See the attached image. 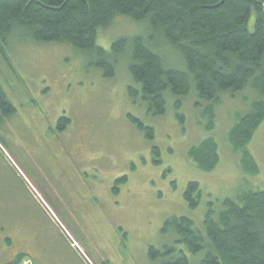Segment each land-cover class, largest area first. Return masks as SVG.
<instances>
[{"label":"rangeland","instance_id":"1","mask_svg":"<svg viewBox=\"0 0 264 264\" xmlns=\"http://www.w3.org/2000/svg\"><path fill=\"white\" fill-rule=\"evenodd\" d=\"M147 30L144 21L119 16L99 31L97 44L110 50L114 40ZM163 54L167 64L181 63L172 50ZM7 56L0 53V84L17 112L0 127V264L15 260L9 262L7 236L30 241L34 254L17 264H160L151 246L182 248L166 227L169 219L186 216L201 225L211 207L219 210L246 185L264 189V120L246 146L257 173L244 169L242 151L228 141L252 90L222 95L213 118L194 96L176 109L171 95L166 113L154 116L129 93L128 59L106 78L89 54L69 44L14 39ZM63 116L70 123L59 130ZM132 117L151 125L154 139ZM207 138L217 141L220 154L210 170L190 156ZM123 176L128 180L117 183ZM192 181L202 190L196 208L184 198ZM188 255L191 264L202 257Z\"/></svg>","mask_w":264,"mask_h":264},{"label":"trees","instance_id":"2","mask_svg":"<svg viewBox=\"0 0 264 264\" xmlns=\"http://www.w3.org/2000/svg\"><path fill=\"white\" fill-rule=\"evenodd\" d=\"M119 16L144 21L147 33L118 38L107 50L97 44L98 33ZM14 39L69 44L89 54L106 78L115 77L120 60L128 59L129 93L154 116L166 113L171 95L176 109L182 98L194 96L196 106L213 118L222 95L252 90L255 97L237 115L228 141L242 151L244 169L259 171L246 146L264 120V0H0L5 59ZM163 48L181 63L167 64ZM16 112L0 84V127ZM131 120L154 139L153 127ZM69 122L61 117L59 130ZM190 156L201 169H212L220 159L217 141L204 139L190 148ZM127 180L123 176L116 182ZM201 197L200 183L189 182L184 193L189 206L196 208ZM168 225L182 248L151 246L150 256L160 264H191L188 253L202 255L197 264H264V189L246 185L219 210L211 207L201 225L186 216L171 218Z\"/></svg>","mask_w":264,"mask_h":264},{"label":"flooded vegetation","instance_id":"3","mask_svg":"<svg viewBox=\"0 0 264 264\" xmlns=\"http://www.w3.org/2000/svg\"><path fill=\"white\" fill-rule=\"evenodd\" d=\"M70 123V122H69ZM145 124V123H144ZM146 125V124H145ZM146 126H149V125H146ZM151 126V125H150ZM152 127V126H151ZM82 144H84V143H82ZM79 148H81V150H82V147L81 146H79ZM30 191H32V194L36 197L37 195L35 194V192L33 191V190H30ZM40 197L42 198V195H40ZM43 199V198H42ZM83 199H85V197H83ZM82 204H83V202H82ZM82 207H85L86 209H89V210H91L92 208H89L87 205H81ZM87 206V207H86ZM72 226H73V224H71ZM74 227V226H73ZM63 231V230H62ZM64 232V231H63ZM60 239L63 241V243L64 244H66L67 245V247L70 249V250H72V244L71 245H69L68 243H67V240L64 238V236L61 234V232H60ZM4 240H5V242L7 243L6 244V246L8 247V251L10 252V261L9 262H12V260L13 259H15L14 260V263L13 264H17L18 263V261H19V258H21L22 259V255H32V253H31V247H30V241H29V239H25V238H15V237H11V236H7V237H5V238H3ZM72 243V242H71ZM62 244V243H61ZM73 246H74V249L75 250H77V246H75L74 244H73ZM7 249V248H6ZM7 251V252H8ZM73 251V250H72ZM34 254V253H33ZM15 257V258H14ZM32 258V257H31ZM30 258V259H31ZM34 260H35V262L37 261V259L34 257L33 258ZM30 262H31V260H29ZM96 261V260H95ZM29 262V263H30Z\"/></svg>","mask_w":264,"mask_h":264}]
</instances>
